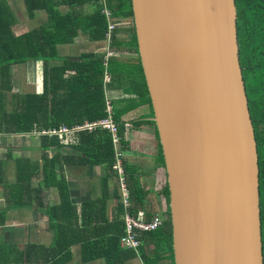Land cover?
<instances>
[{"label":"trees","instance_id":"16d2710c","mask_svg":"<svg viewBox=\"0 0 264 264\" xmlns=\"http://www.w3.org/2000/svg\"><path fill=\"white\" fill-rule=\"evenodd\" d=\"M29 12L44 10L49 17L50 27L44 26L29 31L21 36H13L11 32L12 17L6 1H0V135H17L58 129L63 125L72 127L84 122H97L106 117V90L120 89L123 97L110 102L112 105V118L117 124V137L123 142L124 123L123 115L132 110L138 104L144 103L150 106L144 74L138 57L136 37L133 27L131 0H107V7L111 12L112 21L117 24L122 21H130L131 28L122 32L116 29L112 34L110 49L113 52L107 59L105 56L95 53H83L77 57L59 58L56 55V45L67 44L77 36L81 30L92 42L103 41L106 36L107 18L102 13L104 5L99 0H23ZM65 4L68 12L60 14L58 6ZM96 9L91 13H84L85 5H95ZM236 28L239 49V67L242 69V79L248 102V110L254 129L259 169V205L261 222L262 257L264 264V0H235ZM79 9V11L77 10ZM119 32L129 34V39L124 41L118 38ZM128 52L131 55H119L116 53ZM60 59V65L50 66V59ZM42 60V92L19 93L14 91V82L10 67L24 64L29 60ZM108 72L111 81L108 87L104 86V75ZM9 95L11 101L9 102ZM121 103L124 105L121 107ZM151 115H153L152 109ZM150 124L155 128L156 138L158 134L155 123ZM79 141L68 142L67 146L75 147L81 152L84 162L95 166H105L108 179L116 177L114 171V152L111 135L101 130L100 127L92 131L86 129L72 134ZM40 147L60 148L56 137L40 136ZM159 159L164 164L161 146L159 144ZM83 160V159H82ZM59 161L56 155L48 157L47 152L42 155L43 186L45 189L55 187L58 190L60 203L57 207L47 208L42 206L51 226L55 228V236L48 247L39 245H27L26 251H22V260L29 261L30 251L37 253L44 250L41 264H66L70 260V246L78 241V238H70L73 222L69 218L62 219V212L69 207V192L60 177L56 179L55 166ZM4 161H0V185L8 192L6 200L13 201L16 208L24 206L26 198L31 196L29 192L30 179L35 168L29 164V160L17 159V184L16 186L6 182ZM123 172L127 179L130 208H122L119 184L115 188L117 201L121 212V220L116 223L117 230L111 235L102 236L97 233L83 237L84 245L95 246L103 242L108 248L98 249L96 253L91 249L85 250L81 260L86 262L98 257H104L106 264H123L126 260L139 256L143 264H173L171 250V232L168 212V194L166 184L164 197L166 208L162 226L152 232H137L139 245L136 250L124 249L119 245L120 236L125 233L123 212H127L134 218L150 220L151 214L144 210V194L138 185H134L131 171L126 169L122 162ZM29 184V185H28ZM39 188L34 192L39 198ZM14 191V192H13ZM10 197V198H9ZM96 210V217L80 219L83 228L95 224L99 228L104 219L102 202L90 204ZM58 215L56 224L55 215ZM71 213L68 212L67 215ZM84 214V213H83ZM74 218H77L75 214ZM4 221L0 224H3ZM98 237L99 239H97ZM81 239V238H80ZM79 239V240H80ZM86 239V240H85Z\"/></svg>","mask_w":264,"mask_h":264},{"label":"water","instance_id":"95a60500","mask_svg":"<svg viewBox=\"0 0 264 264\" xmlns=\"http://www.w3.org/2000/svg\"><path fill=\"white\" fill-rule=\"evenodd\" d=\"M165 166L173 264H263L235 0H131Z\"/></svg>","mask_w":264,"mask_h":264},{"label":"crops","instance_id":"0c3cea01","mask_svg":"<svg viewBox=\"0 0 264 264\" xmlns=\"http://www.w3.org/2000/svg\"><path fill=\"white\" fill-rule=\"evenodd\" d=\"M4 1H6L8 9L11 11V32L13 36H21L39 27L51 26L49 17L44 10L32 13L28 11L23 0ZM53 1L57 2L58 0ZM99 4L101 5V3ZM95 9L96 4L85 5L82 8L84 13H91ZM58 10L61 15H64L68 12V6L60 4ZM77 10L79 11V9ZM119 27L117 25V29ZM118 38L127 41L129 34H120L119 32ZM110 45L111 42L109 44L106 40L92 42L88 40L86 34L78 30V34L72 42L56 45V55L59 58L68 57L66 55L77 57L83 53H95L105 56L108 52L112 53ZM70 50H74V54L70 53ZM116 53L134 56V54L128 52L117 51ZM48 64L50 66L60 65L61 60L58 58L50 59ZM42 66V60L37 59L29 60L21 66L18 64L12 65L10 74H12L14 82V91L40 94L42 92ZM18 71L21 72L20 75H16ZM30 71L35 73L34 80L29 74ZM110 81L111 77L109 76L106 87H108ZM106 96L112 104L116 99L122 98L123 94L118 88H109L106 90ZM123 105L124 103H121V107ZM151 109L149 105L141 103L123 115L124 131L122 139L126 146H122L120 143V149L123 152V162L126 169L132 173L135 188L138 185L144 194V210L153 215L154 213H163L166 203L164 197L165 166L159 159V142L156 138L155 128L150 124L153 121ZM62 126H59V128ZM48 132L50 131L42 130L26 134L0 135V161L5 162L4 170L7 183L13 186L17 184V159H28L29 164L35 168L30 179L29 192L31 196L26 198L24 206H21L22 208H16L13 201L6 200L8 192H6L4 186L0 185V223L4 221L3 224H0V264H41L43 262L41 257L43 258L45 254L44 250H38L37 253H31L30 251L29 261L22 260L24 258L22 257V251H26V246L31 244L48 247L54 240L55 228L51 226L48 216L45 215L41 207H57L60 200L58 190L55 187L49 189L42 187L43 151L47 152L48 157L56 155V159L59 161L55 166L56 179L59 180L61 177L69 192L70 204L65 212H62V219L64 221V218H69L70 223L73 222L74 230L71 229L70 238H78V241L70 246V260L66 264H106L104 257L86 262L81 260L85 250L93 248L91 252L96 253L98 249L108 248L103 242H99L95 246L84 245L86 241L82 243V239L97 233L102 236V239L96 238L103 240L105 234L111 235L117 230L116 223L121 220L119 201H117V193H115L118 182L115 177L105 182V177H108L105 166L85 163V158H83L81 152L75 149L76 146H67L68 142L79 141L75 135L71 136L77 131H70L64 135L60 133L50 135ZM42 135L56 137L61 147H47L44 150L40 147V136ZM127 179L129 180L128 177ZM38 187H40V194H38L40 196L37 199L34 192ZM99 201L102 202L106 222H101L100 227L97 229H95L94 222L83 228L80 219L82 218L83 222V219L96 217V210L90 204ZM121 206L124 210L130 208V205L127 209L124 208L123 204ZM68 212L71 214L67 215ZM126 213L123 212L122 219ZM75 214L77 215L76 219L74 218ZM140 214L142 212L138 213V215ZM55 219L57 220L56 224H59L57 214ZM94 239L95 234L91 237V241ZM123 264H143V261L139 256H136L126 260Z\"/></svg>","mask_w":264,"mask_h":264},{"label":"built area","instance_id":"2783aa9c","mask_svg":"<svg viewBox=\"0 0 264 264\" xmlns=\"http://www.w3.org/2000/svg\"><path fill=\"white\" fill-rule=\"evenodd\" d=\"M101 5L103 6V14L107 18V29H106V42L110 44L112 39V34L115 28L117 27L116 21H112L111 12L109 11L107 7V0H99ZM111 53L108 52L107 56H110ZM109 80V75L105 74V81ZM100 127L101 130L107 131L112 138V145L114 147L115 152V164H114V170L118 174L119 179V190L121 193V200L122 204L125 209L129 207V197H128V191L126 187V178L125 174L123 172L122 167V150L120 149V141L117 137V124L113 121L112 115H111V106L109 101H106V117L101 119L98 122H85L82 125H75L71 128L62 126L55 130H49L48 132L50 135H55L56 133H60L61 135L67 134L70 131H80V130H88L92 131L95 128ZM129 209V208H128ZM142 214L138 215L140 219L134 218L130 214L126 213L123 217L124 226H125V233L124 235L120 236L119 238V245L124 249H132L136 250L139 245V240L136 237V233L139 232H152L158 229L162 226L163 216L159 213L153 214L150 217V220L143 221L141 220Z\"/></svg>","mask_w":264,"mask_h":264},{"label":"rangeland","instance_id":"374dc122","mask_svg":"<svg viewBox=\"0 0 264 264\" xmlns=\"http://www.w3.org/2000/svg\"><path fill=\"white\" fill-rule=\"evenodd\" d=\"M119 26H120V27L118 28V30H120V31L122 32L123 30H128V29L131 28V22H130V21H122V22L120 23ZM121 32H120V34H121ZM70 47H71V46H70ZM70 53L74 54V50H70ZM66 56L71 57V56H73V55H66ZM109 57H111V55L108 56L107 58L105 57V65H106L107 59H108ZM63 58H64V57H63ZM18 65L21 66V64H18ZM20 73H21V72L18 71V72L16 73V75H20ZM29 74H30L32 77L35 75V73L32 72V71H30ZM33 80H34V77H33ZM38 81H39V79H38ZM10 101H11V95H9V102H10Z\"/></svg>","mask_w":264,"mask_h":264},{"label":"clouds","instance_id":"9594fccd","mask_svg":"<svg viewBox=\"0 0 264 264\" xmlns=\"http://www.w3.org/2000/svg\"><path fill=\"white\" fill-rule=\"evenodd\" d=\"M102 13H103V9H102ZM118 25H120V23L118 24ZM117 29V27L115 28V30ZM114 30V31H115ZM113 31V32H114ZM105 38H106V36H105ZM105 40V39H104ZM113 54V52L111 53V55ZM105 57L107 58L108 56H107V53L105 54ZM105 74H108L109 76H110V74L108 73V72H106ZM106 84H107V81H105V75H104V86H106ZM107 101H109V100H107ZM109 103H110V101H109ZM98 122V121H97ZM85 123V122H84ZM82 125V124H81ZM75 126V125H74ZM66 127V126H65ZM73 127V126H72ZM68 128H71V127H68ZM50 130H55V129H50ZM120 141V140H119ZM122 162H123V159H122ZM114 164H115V161H114ZM122 167H123V165H122ZM115 171V170H114ZM115 173H116V177H117V179H116V181L118 182L119 181V179H118V174H117V172L115 171ZM125 178H126V187H127V176H126V174H125ZM118 184H119V182H118ZM127 191H128V189H127ZM120 192V191H119ZM120 195H121V193H120ZM128 197H129V193H128ZM122 202V201H121ZM130 205V204H129ZM154 214H156V213H154ZM159 214H161V213H159ZM152 216V215H151ZM121 247V246H120Z\"/></svg>","mask_w":264,"mask_h":264}]
</instances>
